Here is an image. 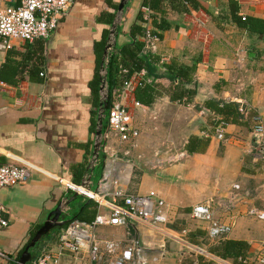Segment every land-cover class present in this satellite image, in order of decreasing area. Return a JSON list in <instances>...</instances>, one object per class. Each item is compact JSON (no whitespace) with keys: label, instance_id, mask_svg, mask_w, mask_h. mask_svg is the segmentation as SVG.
<instances>
[{"label":"crops","instance_id":"obj_1","mask_svg":"<svg viewBox=\"0 0 264 264\" xmlns=\"http://www.w3.org/2000/svg\"><path fill=\"white\" fill-rule=\"evenodd\" d=\"M21 1L4 0V5L18 6ZM143 1H129L117 43L132 24L143 25ZM233 1L238 15L264 20V0ZM118 2L75 0L48 38L15 42L12 49L0 51V69L7 60L20 68L14 83L4 81L7 86L0 87V165L15 163L30 170L26 183L0 189L7 221L0 227V264H17L48 214L65 199L70 201L64 208L65 223L35 246L32 262L57 251L59 235L69 220L91 222L98 214H107V207L75 196L66 182L78 179L79 185L89 175L90 189L96 191L108 169L117 181L111 191L157 195L167 205L168 222L158 228L136 222L96 227L97 252H66L60 264H116L123 250L137 245L146 249L147 264H186L187 253L200 256L188 244L209 251L220 238L246 242L244 256L225 259L248 264L264 241V216L257 214H264V148L253 133L257 117L264 124V34L237 27L229 0L147 3L148 25L158 40L151 53L156 58L154 75L146 80L156 76L157 96L150 105L135 106L133 88L147 74L143 70L131 76L126 103L139 135L119 146L112 166L101 151L89 170L100 98L98 92L95 104L94 44L110 27L99 22L101 13L112 12L111 3ZM153 21H163L166 27L156 28ZM172 62L189 74L180 100L170 99L166 92L169 80L164 74ZM29 71L32 80L22 77ZM209 100L238 103L241 115L230 121L213 114L205 106ZM243 106L248 111L242 115ZM220 122L226 123L224 139L215 133ZM125 150L128 155H123ZM156 154L163 159L169 154L183 156L154 167ZM207 199L214 200V218L230 226L220 238L210 237L208 222L190 216L191 207ZM106 241L113 244L112 252ZM122 264H134V259Z\"/></svg>","mask_w":264,"mask_h":264},{"label":"built area","instance_id":"obj_2","mask_svg":"<svg viewBox=\"0 0 264 264\" xmlns=\"http://www.w3.org/2000/svg\"><path fill=\"white\" fill-rule=\"evenodd\" d=\"M75 0H22L18 6H6L4 0H0V51H8L14 47L15 42H32L36 39H46L56 30L59 20L68 14L71 5ZM142 20L146 27L142 37V53H154L158 37L152 33L151 26L148 25L151 18V11L148 6H142ZM130 79L125 81L119 88L113 90L112 100L108 106L106 121L107 127L103 131L102 152L106 153L108 159L105 161L109 165L116 162L119 154V146L131 143L135 140L139 131L135 126L126 103L128 91L131 88ZM7 84L0 79V87ZM135 106L141 105L133 102ZM226 123L220 122L215 130L217 137L224 139V129ZM253 133L257 138V144L264 148V124L260 118H256ZM116 143V144H115ZM115 144V148L113 147ZM129 150H125L123 155H128ZM154 157L152 165L162 167L166 163L173 162L183 154L168 155L166 159ZM177 157V158H176ZM108 169V168H107ZM108 169L103 173L96 191L87 189L81 184L66 182L68 189L81 194L83 197L94 200L100 206L109 209L107 214H98L91 222H84L78 219H71L61 230L58 241V248L55 253H46L37 257L30 264H60V257L66 252L77 255L80 251L87 249L91 254L98 250V238L95 228L104 225L125 226L132 222L143 223L153 228H158L168 222V208L166 203L157 195H134L126 194L122 190L110 188L117 184L111 177ZM30 170L27 166L4 163L0 165V189L8 186L24 184L28 181ZM121 200V203H118ZM65 201V200H64ZM213 199H207L202 203L195 204L190 209V216L193 219L206 221L209 223L208 233L211 238H217L226 234L230 226L220 223L213 216ZM254 213V211H252ZM257 214H259L257 212ZM264 216V214H263ZM261 216V217H263ZM7 221L3 217V208L0 204V227L6 226ZM108 252L113 251V244L108 243ZM192 251L215 264H233L202 247H195L191 244ZM146 249L142 246L129 247L121 252V256L116 260V264L134 259V264H147L145 256ZM250 259L248 264H264V241Z\"/></svg>","mask_w":264,"mask_h":264},{"label":"trees","instance_id":"obj_3","mask_svg":"<svg viewBox=\"0 0 264 264\" xmlns=\"http://www.w3.org/2000/svg\"><path fill=\"white\" fill-rule=\"evenodd\" d=\"M154 1L155 0H144L142 6H148L147 3L153 5ZM117 5L118 3H111V8L113 9V11L102 12L99 17V22L101 21L104 24L110 25L114 18V12L117 9ZM229 8L232 21L237 27L247 30L251 33L264 34V20L251 16L243 17L238 15L237 3L233 0H229ZM153 23L154 26L159 29H164L166 27L163 21H160L159 23H155V21H153ZM108 30V28H105L103 30L101 39L95 41L94 44L97 72L95 79L92 81V86L94 89L93 95L95 98V104H97L99 97L98 70L103 54L104 45L108 35ZM145 30L146 27L144 26V24H132L127 32L125 39L121 43H117L116 47L111 50V54L106 64L109 105L112 100L113 90L121 87L123 83L129 80L134 73H139L143 70L146 71V77L143 80L139 81L133 88V97L135 101L139 102L142 105H150L154 101V98L157 96V83L155 79L156 76H154L155 78L151 79L149 82H147L146 80L147 77L154 75L153 64L156 58L151 53H142V37ZM152 33L157 35L153 28ZM9 62L10 61L7 60V63L0 69V79L9 83H14L16 81V76L20 72V68H18V64ZM25 73L26 74L24 76L22 73V77H24V79L26 78L32 80L34 78V74H31V71ZM188 75L189 74L187 73V69L183 66L177 65L175 62H172L166 67V73L164 74V76L169 80L166 92L168 93L170 99L180 100L182 98L183 93H185L183 90L184 84L189 81ZM205 106L208 111L216 115L220 114L230 121H236L240 114L239 110L237 109L238 103L235 102L209 100L205 103ZM247 111V106H243L242 115L246 114ZM106 127L107 121L105 120L104 129ZM75 182L78 183V179L75 180ZM247 247V243L244 241L223 240L220 238L216 244H213L209 247V251L222 258L234 259L238 256H244L246 254ZM186 259V264H213L211 263V261L206 260L204 257L194 256L192 253H187Z\"/></svg>","mask_w":264,"mask_h":264},{"label":"water","instance_id":"obj_4","mask_svg":"<svg viewBox=\"0 0 264 264\" xmlns=\"http://www.w3.org/2000/svg\"><path fill=\"white\" fill-rule=\"evenodd\" d=\"M129 1L130 0H119L114 18L108 30V35L103 49V54L99 68L100 98H99L98 110H97V116L95 122V131H94V139L92 146L93 149H92V157L89 164V170H91L92 167L96 164V162L99 159L100 152L102 151L104 122L106 119V114L109 106L106 64L111 54V50H113L117 44V36L119 33V28L121 25L125 8L128 5ZM80 184L82 187L90 189L89 175H85ZM74 195L80 196L81 194L74 192ZM69 203L70 201L68 202L67 199H65V201L64 200L61 201L59 205L48 214L45 221L37 229L34 236L28 242L17 264H30L32 262L35 246L38 243L42 242V240H44L52 230L65 223V221L62 218L65 217L64 208L66 209Z\"/></svg>","mask_w":264,"mask_h":264},{"label":"rangeland","instance_id":"obj_5","mask_svg":"<svg viewBox=\"0 0 264 264\" xmlns=\"http://www.w3.org/2000/svg\"><path fill=\"white\" fill-rule=\"evenodd\" d=\"M259 214H258V216H263V214L261 213V212H258ZM229 261V260H228Z\"/></svg>","mask_w":264,"mask_h":264}]
</instances>
